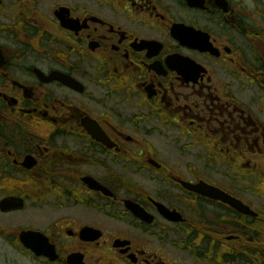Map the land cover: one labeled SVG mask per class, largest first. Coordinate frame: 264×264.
<instances>
[{"label":"flooded vegetation","instance_id":"1","mask_svg":"<svg viewBox=\"0 0 264 264\" xmlns=\"http://www.w3.org/2000/svg\"><path fill=\"white\" fill-rule=\"evenodd\" d=\"M247 91L259 106L239 97ZM151 121L213 163L264 152V0H0V205L25 201V210L0 208L1 240L22 248V232L40 231L55 264L72 255L80 264H264V206L162 164L141 135ZM255 165L247 174L264 186V164ZM146 172L171 193L131 181ZM184 181L217 187L256 216L188 192ZM34 206L46 213L40 230L13 229ZM172 228L175 247L165 243Z\"/></svg>","mask_w":264,"mask_h":264},{"label":"rangeland","instance_id":"2","mask_svg":"<svg viewBox=\"0 0 264 264\" xmlns=\"http://www.w3.org/2000/svg\"><path fill=\"white\" fill-rule=\"evenodd\" d=\"M237 92H239L238 89ZM239 97L244 101L247 98L249 102L259 106L257 100L258 95L250 91H247ZM141 135L145 136L144 141L149 145L150 149L152 151H157L158 159L165 166L172 167L175 171L184 172L185 177L189 179L194 174L205 176L209 181H213L221 187L230 190L247 203L253 205L256 209H260L264 206V192L262 189L264 186H261L260 183L257 182L258 178H252V176L247 174V169L253 170L254 167H256L255 163L264 164V152L261 154L259 152L253 151L250 153L246 151L245 153V149H242L243 153L239 154L242 157H238L236 163L231 162L230 158L224 156L220 158V163H213L208 157V153L206 154L203 151V147L194 146V143L189 141V139L186 140L183 138L179 131L162 125L159 121L145 123ZM250 158L253 163L248 162ZM250 165L252 167H250ZM142 166L143 165H141V167ZM260 170L261 168L258 167V171ZM159 179L160 176L156 173L146 172L131 181H135V183L147 193L154 196H165L166 193L170 191L166 186L160 183ZM186 204L189 208H194V210L198 208L192 205L190 200H188ZM34 208L35 206L29 208L26 213L27 215L24 214L27 220L22 216L14 217L12 228L14 229L15 226L23 224L25 227L32 226L40 230V226L43 225L41 224L42 221L40 222V214L46 213ZM189 216H191V214H189ZM19 218L23 219V221L16 222ZM178 233L179 231L177 228L170 229V233L167 234L170 238L166 239L165 243L175 247L170 242L175 241L178 243V240L176 241V239H174L175 236H180ZM182 252L183 249L180 248L179 252H177L178 256H181L187 261L192 259L190 254L184 255ZM0 264L49 263L43 259L35 258L31 253L26 252L15 243L11 244L0 239Z\"/></svg>","mask_w":264,"mask_h":264},{"label":"water","instance_id":"3","mask_svg":"<svg viewBox=\"0 0 264 264\" xmlns=\"http://www.w3.org/2000/svg\"><path fill=\"white\" fill-rule=\"evenodd\" d=\"M66 84L74 85L76 82H74L72 79L69 78V81H64ZM183 187L191 192H194L196 194H199L204 197L212 198L216 201H221L222 203L228 204L233 209L250 216H254L253 212L250 211V209L239 200H236L235 198H232L228 194L224 193L223 191L214 188L212 186H209L205 183H200L196 186L190 185L188 183L183 182ZM95 188V187H94ZM22 200L19 199H6L1 203V210L4 212L13 211L17 209L23 208ZM159 212L166 218L173 220L174 222H181L182 218L180 216H177L178 214L176 212H171L164 206L157 204ZM126 208L138 219L148 223L152 224L154 221V218L150 216L145 210L140 208V206L132 203V202H126ZM20 241L25 246L26 249L32 251L36 256L41 257H47L51 261H55L57 259V256H55V252L52 247L49 246L47 239L44 238L40 233L36 232H23L20 235ZM69 264H80V258L76 257H70L68 259Z\"/></svg>","mask_w":264,"mask_h":264}]
</instances>
